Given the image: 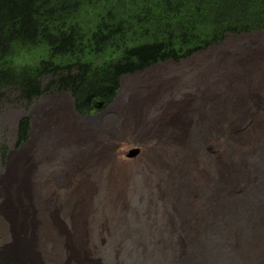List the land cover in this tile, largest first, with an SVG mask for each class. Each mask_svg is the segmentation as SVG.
Returning <instances> with one entry per match:
<instances>
[{
  "label": "rangeland",
  "instance_id": "rangeland-1",
  "mask_svg": "<svg viewBox=\"0 0 264 264\" xmlns=\"http://www.w3.org/2000/svg\"><path fill=\"white\" fill-rule=\"evenodd\" d=\"M22 118L28 138L16 145ZM87 181L84 264H264V30L125 75L111 104L89 117L73 113L67 93L25 102L12 88L0 91V255L8 264H32L11 255L20 240L9 204L19 187L45 204L69 194L74 212ZM58 217L71 235V218Z\"/></svg>",
  "mask_w": 264,
  "mask_h": 264
},
{
  "label": "trees",
  "instance_id": "trees-1",
  "mask_svg": "<svg viewBox=\"0 0 264 264\" xmlns=\"http://www.w3.org/2000/svg\"><path fill=\"white\" fill-rule=\"evenodd\" d=\"M261 30L264 0H0V91L29 102L53 89L77 116L97 114L121 77ZM28 133L22 118L16 145Z\"/></svg>",
  "mask_w": 264,
  "mask_h": 264
},
{
  "label": "bare ground",
  "instance_id": "bare-ground-1",
  "mask_svg": "<svg viewBox=\"0 0 264 264\" xmlns=\"http://www.w3.org/2000/svg\"><path fill=\"white\" fill-rule=\"evenodd\" d=\"M131 111V110H130ZM188 112V111H187ZM186 115V114H185ZM188 115V114H187ZM174 117V116H173ZM172 119V118H171ZM171 123V122H170ZM104 125V124H103ZM105 126V125H104ZM109 126V125H108ZM102 129V128H101ZM164 129V128H163ZM153 131V130H152ZM105 133V132H104ZM103 137V136H102ZM168 137V136H167ZM181 140V139H180ZM105 152V147L103 148ZM199 149V148H198ZM197 149V150H198ZM110 149H108L109 151ZM110 153V151H109ZM103 154V153H102ZM107 154V153H106ZM106 157V156H105ZM94 158V157H93ZM104 158V157H103ZM95 160V159H94ZM101 160V159H100ZM106 161V160H105ZM108 161V159H107ZM99 162V161H98ZM97 162V163H98ZM109 162V161H108ZM87 163V162H86ZM85 165V164H84ZM82 165V166H84ZM93 165V164H92ZM104 165V164H102ZM114 165V164H113ZM79 166V165H78ZM87 166V165H86ZM96 166V164H95ZM106 166V165H104ZM103 166V167H104ZM109 166V165H108ZM88 167V166H87ZM114 167V166H112ZM98 168V167H97ZM100 167L99 169H101ZM108 168V167H107ZM78 169V168H77ZM88 169V168H87ZM86 169V170H87ZM106 169V168H105ZM110 169V168H109ZM108 169V170H109ZM116 169V168H115ZM63 170V169H62ZM89 170V169H88ZM112 170V168H111ZM118 170V169H117ZM78 171V170H77ZM76 171V172H77ZM80 171V170H79ZM85 171V170H84ZM129 171V170H128ZM117 172V171H116ZM115 172V173H116ZM119 172V170H118ZM125 172V171H124ZM71 173V172H70ZM106 173V172H105ZM55 174V173H54ZM72 174V173H71ZM110 174V173H109ZM61 175V174H60ZM119 175V174H118ZM132 175V174H131ZM76 176V175H75ZM130 176V175H129ZM76 178V177H75ZM127 178V177H126ZM50 179V176H49ZM52 179V178H51ZM50 179V181H51ZM72 179V178H71ZM77 179V178H76ZM27 180V179H25ZM88 180V179H87ZM100 180V179H99ZM113 180V179H112ZM117 180V179H116ZM78 181V180H77ZM97 181V180H96ZM109 181V180H108ZM27 182V181H26ZM71 182V181H70ZM76 182V181H75ZM98 182V181H97ZM25 183V182H24ZM68 183V182H67ZM74 183V182H73ZM82 183V182H81ZM32 184V183H31ZM53 184V183H52ZM77 184V183H76ZM96 184V183H95ZM30 185V184H29ZM54 185V184H53ZM80 185V184H79ZM98 185V183H97ZM96 185V186H97ZM112 185V184H111ZM22 186V185H20ZM27 186V185H26ZM33 186V185H32ZM65 186V185H64ZM69 186V185H68ZM81 186V185H80ZM115 186V185H114ZM46 187V186H45ZM75 187V186H73ZM77 187V186H76ZM111 187V186H109ZM118 187V186H117ZM56 188V185H55ZM68 188V187H67ZM66 188V189H67ZM113 188V187H111ZM58 189V188H57ZM64 189V188H63ZM71 189V187H70ZM75 189V188H74ZM114 189V188H113ZM199 189V188H198ZM20 192L16 193L15 199L19 198V201L16 204H9L10 210L12 208L14 209V217L16 216L19 218L18 220L14 219L15 221H18L16 225L17 234L19 235L20 244L19 248L16 250L14 254V250H12L11 255L13 258L15 257L16 253L18 252L19 261H25L32 264H35L36 262H51L52 264H69V263H75V264H84L89 263V259L87 260L86 257H84V251L82 246L85 245L83 240V237L87 235V232L92 227L91 225V219L88 218L91 207L89 204V198L91 197L90 194L93 190L92 181H87L84 185L81 186V189L79 190L80 194L78 195L77 200V209L72 212V209L70 208V204L74 202L71 198L69 200V203L65 204V202L68 200L67 195L64 194L63 200L60 198H54L53 201H48L42 203L43 201L40 200L35 192V190L30 189L27 193L19 187L18 189ZM73 190V189H72ZM78 190V189H77ZM109 190V189H108ZM117 190V189H116ZM56 191V190H55ZM54 191V192H55ZM68 191V190H67ZM75 192V190H73ZM119 191V190H118ZM123 191V190H122ZM53 192V191H52ZM57 192V191H56ZM94 192V191H93ZM49 193V192H48ZM60 193V192H59ZM47 194V193H46ZM94 194V193H93ZM113 194V193H112ZM119 194V193H118ZM37 195V196H36ZM76 195V196H77ZM120 195V194H119ZM34 198V201L31 202L26 200L25 198L32 197ZM48 196V195H47ZM115 196V195H114ZM36 197L38 200H36ZM119 197V196H117ZM122 198V197H121ZM32 199V198H31ZM91 199V198H90ZM111 199V198H109ZM113 199V198H112ZM115 199V198H114ZM120 199V198H119ZM118 199V200H119ZM66 200V201H65ZM75 200V201H76ZM107 200V198H106ZM125 200V199H123ZM114 202V201H113ZM117 203V202H116ZM121 204V202H119ZM59 204H62V207L59 206ZM118 204V203H117ZM123 204V203H122ZM92 205V204H91ZM106 205V204H105ZM112 205V204H111ZM114 206V204H113ZM112 206V207H113ZM124 206V205H123ZM18 208V209H17ZM60 209V210H59ZM95 210V209H94ZM110 210V209H109ZM122 210V207H121ZM107 211V210H106ZM119 211V210H118ZM60 213H63L65 217H70L71 221L70 226L72 229V234L68 235L65 229L63 230V225L61 219H59L58 215ZM11 213V212H10ZM107 213V212H106ZM105 213V214H106ZM111 213V212H110ZM114 213V212H113ZM117 213V210H116ZM12 214V213H11ZM112 214V213H111ZM123 214V213H122ZM106 216V215H105ZM108 216V215H107ZM113 216V214H112ZM63 217V216H61ZM120 217V215H119ZM91 218V216H90ZM99 218V217H98ZM110 218V217H109ZM112 218V217H111ZM115 218V217H114ZM113 218V219H114ZM11 219H13L11 217ZM107 219V218H105ZM66 220V219H64ZM95 219H93L94 221ZM103 220V219H102ZM13 221V220H11ZM14 221V222H15ZM66 222V221H65ZM100 224V221H98ZM102 222V221H101ZM106 222V221H105ZM102 222V226L106 229V227L109 228V224ZM108 222V220H107ZM113 223V222H111ZM16 224V223H15ZM14 224V226H15ZM68 224V221H67ZM120 224V223H119ZM69 225V224H68ZM111 225V224H110ZM98 226V225H97ZM96 227V226H95ZM70 228V227H69ZM94 228V227H93ZM95 229V228H94ZM101 229V228H100ZM20 230V231H19ZM96 230V229H95ZM94 230V231H95ZM106 231V230H105ZM104 231V232H105ZM20 232V233H19ZM16 233V232H14ZM90 233V232H89ZM100 233V232H99ZM70 234V233H69ZM91 236V235H89ZM88 236V237H89ZM94 236V235H92ZM95 237V236H94ZM112 238V237H111ZM92 240V239H91ZM94 240V239H93ZM84 241V242H83ZM92 242V241H91ZM96 243V241H95ZM89 245V244H88ZM94 245V243H93ZM79 249H78V248ZM85 247V246H84ZM87 247V246H86ZM94 248V246H93ZM78 249V251H76ZM81 250V251H79ZM38 251L39 257L35 256V252ZM90 251V250H89ZM93 251V250H92ZM91 251V252H92ZM10 252L6 250V255L8 257ZM14 254V255H13ZM91 253H89L90 255ZM93 259V258H92ZM190 260V259H189ZM77 261V262H75ZM96 261V260H95ZM92 262V261H91ZM42 263V262H41ZM50 263V264H51ZM95 263V262H94ZM48 264V263H46ZM98 264V263H97Z\"/></svg>",
  "mask_w": 264,
  "mask_h": 264
},
{
  "label": "water",
  "instance_id": "water-1",
  "mask_svg": "<svg viewBox=\"0 0 264 264\" xmlns=\"http://www.w3.org/2000/svg\"><path fill=\"white\" fill-rule=\"evenodd\" d=\"M71 102H72V99H71ZM108 107V106H107ZM72 111H73V113L75 114V112H74V109H73V102H72ZM100 113H102V112H100ZM100 113H97V114H100ZM76 115V114H75ZM90 115H88V116H84V117H89ZM6 249V248H5ZM4 249V250H5ZM6 256H5V251L3 252V255H0V259L1 260H3V261H5V262H7L8 263V260L5 258Z\"/></svg>",
  "mask_w": 264,
  "mask_h": 264
}]
</instances>
